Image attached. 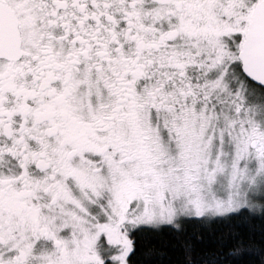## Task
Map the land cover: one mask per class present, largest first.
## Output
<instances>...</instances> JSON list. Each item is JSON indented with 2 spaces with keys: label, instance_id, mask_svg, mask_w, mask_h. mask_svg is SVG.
I'll return each mask as SVG.
<instances>
[{
  "label": "snow or ice",
  "instance_id": "6c2138e0",
  "mask_svg": "<svg viewBox=\"0 0 264 264\" xmlns=\"http://www.w3.org/2000/svg\"><path fill=\"white\" fill-rule=\"evenodd\" d=\"M0 264H264V0H0Z\"/></svg>",
  "mask_w": 264,
  "mask_h": 264
}]
</instances>
